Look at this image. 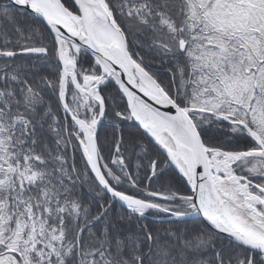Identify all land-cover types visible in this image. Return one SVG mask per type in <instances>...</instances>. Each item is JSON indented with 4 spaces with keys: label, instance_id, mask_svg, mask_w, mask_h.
Wrapping results in <instances>:
<instances>
[{
    "label": "trees",
    "instance_id": "obj_1",
    "mask_svg": "<svg viewBox=\"0 0 264 264\" xmlns=\"http://www.w3.org/2000/svg\"><path fill=\"white\" fill-rule=\"evenodd\" d=\"M3 1L0 0V53L25 48L41 51L0 54V219L10 217L0 250L14 249L21 255V259L17 257L20 264H30L27 259L35 264H246L249 253L215 235L201 219L157 220L165 213L151 209L145 214L132 212L99 187L78 148L81 133L67 118L58 98L61 66L54 36L33 14ZM62 1L72 9L69 0ZM188 1L193 4L184 5V0H106L125 31L132 56L167 91L170 87L164 83H173L183 68L210 75L224 68L219 49L213 45L215 40L237 50L234 58H238V72L241 67H250L251 49L254 52L255 44L261 46L263 42L256 14L243 13L241 19L235 16L236 10L245 12L246 5L255 8L257 0ZM225 2L236 7L228 15L221 11ZM212 11L219 12V19L210 16ZM182 18L195 20L198 25L190 29L191 38L184 49H179L177 27ZM222 19L224 23H220ZM131 20L135 24L129 27ZM250 33L255 35L253 40L247 37ZM201 40L205 41L203 45ZM169 41L172 46L167 44ZM254 64L259 66L258 60ZM75 65L77 73L99 72L98 64L83 51L76 55ZM259 86L258 83L257 89ZM68 87L70 96L74 95L72 87ZM99 94L106 106L105 116L123 125L110 127L107 120L103 121L97 136L98 149L109 159L117 150L114 145L119 144L129 159L125 177L112 178L105 173L107 181L117 190L144 200L168 202L169 198H155L148 192L168 194V171L178 176L172 168L165 170L160 161L161 167L157 164L155 173H150L152 154L157 149L129 119L124 96L116 84L105 83ZM71 104L76 110L84 108L79 100ZM189 105L199 104L190 101ZM251 107L248 117L240 108V113H233L237 116L234 118L246 121L264 142V116L256 124L254 106ZM115 110L119 116L112 114ZM122 113L127 119H121ZM208 118L200 129L210 146L239 152L257 147L241 126L216 120L210 114ZM141 142L151 147L150 153ZM257 161L264 166V158L243 159L236 173L263 187L264 168L247 171ZM182 186L188 192L183 183ZM173 200L180 204L179 210H187L190 200L177 196ZM30 233L34 236L31 251L27 249ZM251 260V264H264L257 256Z\"/></svg>",
    "mask_w": 264,
    "mask_h": 264
},
{
    "label": "water",
    "instance_id": "obj_2",
    "mask_svg": "<svg viewBox=\"0 0 264 264\" xmlns=\"http://www.w3.org/2000/svg\"><path fill=\"white\" fill-rule=\"evenodd\" d=\"M74 7V11H70L62 2L60 6L62 10L67 12L69 18L74 22V26L68 24L64 20L61 21L41 0H6L5 4L14 5L18 8L25 9L28 13L33 14L41 22H43L51 34L56 38L57 54L60 58V41L67 40L70 44L78 47L84 52L92 56L97 64H99L110 76L108 77L117 84L122 95L125 96L128 105V97L124 94V90L135 95L141 102L149 105L156 115L174 129L178 135V140L187 139L193 149L189 150L188 156L190 162L181 161L177 153L172 148L161 145L160 136L153 134L146 122H139L132 114L130 105H128L130 116L133 118L135 125L144 132L153 143L163 152L175 169L180 178L184 181L187 188L190 189V195L185 198L192 201L189 212H173L169 211L168 217H158L157 220H190L191 218L201 219L208 230L213 232L221 239L227 240L232 245L237 246L241 250L247 251L251 255L258 256L264 260V238L259 235L249 233L245 228L237 226L232 220H227L224 208L222 207L220 190L218 187L219 173L217 165H215V155L221 150L213 149L201 133L197 123L193 121L190 110L181 107L173 100L164 88L155 80V78L147 72L141 64L136 62L129 52L128 43L124 32L120 25L114 20L111 11L106 3L101 0H92L90 5L86 0H70ZM90 6L91 8H88ZM102 22H108L112 26L113 36L117 42V50H113L108 42H105L98 31L97 25ZM40 49H22L18 54L39 52ZM6 56H11L13 52H2ZM61 62V61H60ZM62 66V64H61ZM62 81L60 82L59 98L61 99L64 111L74 120L78 128V121L84 120L75 118L67 108L62 93ZM103 109V108H102ZM102 112L94 123L87 124L93 129L88 141L79 139V148L82 152L84 161L98 182L102 190L107 192L113 199L119 202L123 207L134 209L154 208L155 205L149 201H144L137 197H133L127 193L113 188L106 181L103 172L100 170L99 161L97 160V139L96 134L101 121ZM238 124L244 126L246 131L258 143L259 148L241 151L244 157H264V147L260 138L255 131L249 129L242 121ZM84 137H85V132ZM176 136H173V138ZM177 138V137H176ZM239 153V154H240ZM256 185V184H254ZM258 189L264 193V187L256 185ZM262 212H257L260 220L262 233L264 234V200L256 196ZM255 218V217H254Z\"/></svg>",
    "mask_w": 264,
    "mask_h": 264
},
{
    "label": "flooded vegetation",
    "instance_id": "obj_3",
    "mask_svg": "<svg viewBox=\"0 0 264 264\" xmlns=\"http://www.w3.org/2000/svg\"><path fill=\"white\" fill-rule=\"evenodd\" d=\"M184 3H185L184 5H187V6H191L193 4L192 2H189L188 0H184ZM232 8H233V4H227V2H225L223 4V7L221 8V11L224 10L225 13L228 15V13L230 12V10ZM218 13L219 12L214 13L213 11L209 12L210 16H212V15L215 16V19H219ZM220 14L222 15V13H220ZM262 14L264 16V9H263ZM220 23H224V20L223 19H222V21L220 20ZM260 23H262V25H264V20L261 19L259 16V24ZM262 30H264V27H261V24H260L259 33H260V35L262 37V41H263L261 43V46L255 45L256 47L254 49V52L251 49L252 53H250L248 56V57H250V67L246 69V76L248 75V78L251 79V84H252V87L250 86V89L247 91V93H245V96H246V99L248 100V102L244 101L243 99H239V100L229 99L230 91L228 90L229 89L228 79H225V80H227V82L221 81L220 86L218 84H216V86H219L218 87L219 90H216V91L213 90V87H215V84H213L211 81L218 82V81L222 80L223 78L221 76H219L217 78H216V76L215 77H209L210 74L207 73L206 71L202 72V70H200V72H198V73H192L191 71L187 72V74H189V79H187L185 82L184 91H182V89H181L182 82L179 81L177 77L175 78V80H173V83H170V85L164 83V86H166V88L170 87V89H171V92H170V89H168V91L167 90L166 91L176 100V102L182 103L183 106L186 104L187 106H189L191 108H195V107H199V108H203V109L207 108V109H210L211 111H214V112H220V113H224L226 115H230V117L232 119H235V120H239L241 118H239V117H238V119L234 118L237 116L234 115L233 113H238V112L240 113L239 109L241 108L244 111V113L246 114V117H248V115L250 113V107L254 106L253 107V118L256 120L255 123L257 124V122H259L258 118L260 116L264 115V88H263L264 87V36L262 35L264 33V31H262ZM185 37H186L185 39H187V41L189 42V38L186 35H185ZM187 41L186 40L184 41L186 43H183V49L186 46V44L188 43ZM179 46H181L180 43H179ZM218 53L221 54L220 50L218 51ZM255 53H256V56H255ZM255 60H258L259 66H255V64H254ZM87 73L91 74L89 72H87ZM87 73L81 72V73H78V75L83 76L84 74H87ZM202 74L207 75L209 82L204 81L202 79L201 80L199 79L200 75H202ZM212 74H215V73H212ZM258 83L260 84V86L257 89ZM200 88H203V89L206 88L208 91H211L212 96H210L206 99H199L200 96H203L205 94V92L202 89L200 90ZM248 93L251 95H250V97L247 98ZM68 97L71 101V97L69 95H68ZM225 99H227V100H225ZM190 101L196 102L199 105L193 107V106L189 105ZM89 105H91L95 108L94 112L97 111L94 104L89 102V100H88V102H86L84 104V107L86 108L85 113H87V110H89V107H88ZM112 114L119 116V114L116 110L114 112H112ZM207 116H208V114L205 115V113H202L199 111H195V112L193 111L192 112V117H193L194 121L199 124V126L201 123H205V122H207V120H210ZM240 116H242V114H240ZM86 117H88V115H86ZM104 117H105L104 122L107 120L106 123L110 127L111 126L112 127H120L121 125H123V124H120L118 121H114L115 119L112 116L107 117L104 114ZM120 117L122 120L127 119L123 113L120 115ZM260 123H261V121H260ZM248 126H249V124H248ZM258 126H260L259 123H258ZM140 144H141L143 149L148 150L149 153L151 152V147L145 146V144H143L142 142ZM263 144H264V142H263ZM114 148H117V150ZM114 148H113L114 150L112 152V155L110 156L109 159L105 153L99 151V153H100L99 154V160H100L101 169L104 171V173H107L112 178L113 177L120 178V176L125 177V173H126L125 171H127L126 168H127V164L129 161L128 154L124 153V151H122L121 148H119V144H115ZM157 150H156V153L154 155L152 154L155 171L157 169L156 168L157 164H159L160 162L164 166L165 170H168L171 167H169L167 165L166 158L163 157V155L160 152H159L160 153L159 154L157 152ZM161 163H160V167H161ZM151 166H152V164H151ZM151 166H150V168H151ZM151 170H152V168H151ZM151 170H150V172H151ZM167 175L168 176L172 175V177L175 178L172 171L171 172L168 171ZM177 178L179 180V181L177 180L179 190L177 188L172 187L171 183L168 182V185H170V187H167V188L169 189V191L171 193L169 192L167 194V198H169L171 200H173V197L178 196L175 194L182 193V192H184L183 190L185 189L182 186L183 181L180 180L179 177H177ZM167 181H169V178L167 179ZM183 185H184V183H183ZM184 187H185V185H184ZM149 191H154V190H149ZM176 191L177 192L179 191V192L176 193ZM188 192H189V190H188ZM188 192H184V194H188ZM151 199L152 198H149L148 200H151ZM169 199L168 200L166 199L168 202H164V201H160V200H157V201L151 200V201L159 203L162 207H164L167 210L168 209L169 210L178 209L180 204H175V202H173L174 200L171 201ZM4 251H6V249H3V251H1V252H4Z\"/></svg>",
    "mask_w": 264,
    "mask_h": 264
},
{
    "label": "bare ground",
    "instance_id": "obj_4",
    "mask_svg": "<svg viewBox=\"0 0 264 264\" xmlns=\"http://www.w3.org/2000/svg\"><path fill=\"white\" fill-rule=\"evenodd\" d=\"M88 5L92 2V0H86ZM91 1V2H90ZM104 3V0H101ZM43 4L48 8L50 13H53L59 20L65 21L68 24L74 26V22H72L69 18L67 12L62 10L60 6L59 0H41ZM105 5V3L103 4ZM88 8H91L88 6ZM92 9V8H91ZM98 31L101 33L102 38L105 42L111 46L113 50H117V42L114 39L112 26L108 22H102L97 25ZM66 41V40H65ZM67 44L64 43V40L60 41V58L61 64L63 66L62 76L63 82L66 80L67 75H71L72 73V65L70 62L69 55L67 54ZM124 94L128 97V105H130V109L132 114L137 118L139 122H146L147 126L150 127V130L153 134L160 136V142L162 146L172 148V151L177 153L180 157L181 161L186 160L190 162V157L188 156L189 150L193 147L186 139L178 138V135L175 133L174 129L171 128L165 121L160 119L158 115L154 113L149 105L144 104L140 101L139 98L135 97L134 94L127 92L124 90ZM80 129L85 132V139H87L92 133L93 129L91 126H88L83 121H78ZM173 136H176L173 138ZM215 155V165H217V170L219 175L218 187L220 190V197L222 202V207L224 208L227 215L225 216L227 220H232L237 226L241 228H245L249 233L255 235H259V237L264 238V234L262 233L260 224L258 221L252 217L247 209L244 207V203L246 206H249L253 203L250 197H247L244 194L245 185L241 184L239 179L233 174L230 165L227 164L225 159H218L217 156L220 153H216ZM191 193L189 191V196ZM192 204L190 200L189 204L186 207H189Z\"/></svg>",
    "mask_w": 264,
    "mask_h": 264
},
{
    "label": "rangeland",
    "instance_id": "obj_5",
    "mask_svg": "<svg viewBox=\"0 0 264 264\" xmlns=\"http://www.w3.org/2000/svg\"><path fill=\"white\" fill-rule=\"evenodd\" d=\"M251 1H254V0H251ZM261 1L263 2L264 0H257V5H255V8L247 7V5H246V8H244V9H247V10L245 12H243V10H241V11L236 10L235 16H238L236 18L241 19L243 17V13L250 12L252 14H256V17L258 19L260 16V18L264 20V16L262 14L263 9H264V7H263L264 4ZM245 4H247V3H245ZM233 7L236 8L235 6H233ZM128 12L133 14L131 11H128ZM253 16H255V15H253ZM134 24H135V20H131V22H129V27L134 26ZM260 24H261V27H264V25H262V23H260ZM195 25H198V22H196L195 20L190 22L187 18L181 19L180 26L177 27L179 29L178 30L179 31V37L176 38L177 39L176 43L178 45V48L180 47L179 43H180V45H182V43H186V42H184L185 40L187 41V39H185L186 38L185 35L190 40V38H191L190 29H192V27H194ZM130 29H132V28H130ZM240 29H242L241 26H240ZM262 31H264V30H262ZM163 33H165V31ZM259 35H260V33H259ZM262 35L264 36V33ZM247 37H249L250 40H253V38H255V35L250 33L249 36L247 35ZM171 40H173L172 37H171ZM170 41L167 44H169V46H172ZM210 41L213 42V39L210 38ZM201 42H202V45L205 43L204 40H201ZM214 42L218 43V45H216L215 43L213 45L216 48H218L221 52L220 57L223 60V64H224L223 67L224 68L221 67L220 69H217L215 71V74L209 75V77H215L216 76V78L221 76L223 79L218 81V82H216V81H214V82L211 81V82L213 84H215V87H217L216 84H218L220 86L221 81L227 82V80H225V79H228V83H229V89L228 90L230 91L229 99H231V100L243 99L244 101L248 102V100L246 99L245 93H247V91L250 89V86L252 87L251 79L248 78V75L246 76V69L247 68L241 67L239 72L237 71L238 68H236V66L238 63V58H234V54L237 50L236 49L230 50V47H229L230 45L229 46H225V45L223 46L222 43L220 45L219 40H215ZM154 45L157 46V44H154ZM69 55H70V53H69ZM196 63L197 62L194 63L195 66H197ZM179 72L180 73L177 75V78L179 81L182 82L181 89H182V91H184L185 82L187 79H189V74H187L188 70H184V68H183V69L179 70ZM199 79L200 80L202 79L204 81L209 82L206 74L200 75ZM201 89L205 92V94L203 96H200L199 99H206V98L212 96L211 91H208L206 88L205 89L200 88V90ZM90 93H91V95L93 94V92L91 90H89V93H88L89 96H91ZM250 95L251 94L248 93L247 98L250 97ZM81 99H82V103H81V105H82L83 103H86L88 98L83 97ZM225 100H227V99H225ZM185 106H187V105L185 104ZM218 113H220V112H218ZM95 117H96V115L91 114L89 116V119L87 120L88 124L94 123L96 121ZM217 158L218 159H221V158L225 159L227 164L230 165L233 174L240 180L239 182L241 184L245 185L244 194H246L247 197H250L252 199L253 203L249 206H246V203H244V205H245L244 207L247 209L246 211H248V213L252 217H255V219H257V220H260V217L258 216V213H257V212H262V210H261L262 206L260 205L259 199L256 197V195L252 194L253 192H251L249 185L245 182V179L243 177H241L242 175L240 176V175H237L235 173V170L240 165V160H242L241 159L242 157L237 153H234V152L230 153L229 152V153H222L221 155L217 156ZM254 163H256V164H254ZM254 163L249 168L251 172L252 171L255 172V171H258L259 169L264 168L263 164L259 163L258 161L254 162ZM174 173H175V170H174ZM168 178H169V182L171 183L172 187L177 188L178 187V182H177L178 178L175 179L172 177V175H169ZM136 210L137 211L139 210L138 212H142L143 210H146V209L136 208ZM9 220H10L9 216L8 217H2V219H0V244H1V242H3L4 238L6 237V235L8 233ZM28 238H29V241H28L29 244L27 246V249L29 251H31L33 249L32 247L34 244L33 234L30 233ZM0 252H1V250H0ZM27 260L30 262V264H35L34 261H30V259H27ZM0 264H20V260H18L17 257L13 253H0Z\"/></svg>",
    "mask_w": 264,
    "mask_h": 264
}]
</instances>
